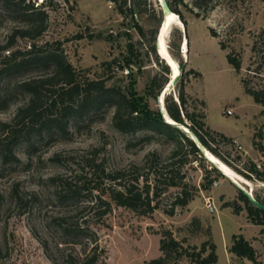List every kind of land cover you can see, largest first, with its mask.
I'll use <instances>...</instances> for the list:
<instances>
[{"label":"rangeland","instance_id":"1","mask_svg":"<svg viewBox=\"0 0 264 264\" xmlns=\"http://www.w3.org/2000/svg\"><path fill=\"white\" fill-rule=\"evenodd\" d=\"M28 1L31 0L24 3ZM135 2V12L131 13V0H48L43 8L47 14L45 29L31 39L14 33L26 26L23 4L0 0V47L10 44L0 51V60L16 49L26 50L31 43L49 50L60 42L67 61L81 74L89 78L111 76L107 84L133 82L134 90L144 96L151 109H156L157 96L166 89V79L171 78V69L155 45L162 12L158 0ZM199 2L200 8L194 0H183L177 6L187 21L188 62L181 52L183 31L177 25L171 26L167 44L184 70L193 68L200 75L180 73L174 87L163 96V104L167 95L175 100L176 85L182 83L188 111L203 115L205 126L237 137L248 151L229 143H211L217 157L248 179L253 195L264 202V150L254 144L264 146V105L245 91V87L264 88V0ZM227 53L240 60L238 71L228 63ZM124 57L132 62L127 64ZM51 70L52 66L38 65L13 71L9 76H2L0 71L1 141L7 136L3 123H12L17 106L29 95L18 87L20 81L46 76ZM228 110L232 113L228 114ZM112 113L113 107L106 106L91 119L77 125L72 121L67 135L34 134L30 145L22 141L13 147L18 158L15 161L6 160L0 150V264H62L50 232L45 229L47 216L61 208L54 201L57 187L52 177L67 175L72 182H80L79 176L89 175L92 162H101L107 169L131 168L144 165L151 152L168 160L173 138L150 131L121 132L113 126ZM184 122L190 124L185 117ZM146 135L150 137L144 139ZM55 155L61 160H54ZM186 157L182 171L186 182L196 188L189 202L176 205L173 214L166 213L164 209L170 207L178 189L160 183V207L150 215L112 204L103 223L92 225L105 249L99 264H146L161 254L159 239L164 228L185 246H200L211 240L218 264H255L229 251L232 235L241 233L255 249L257 260L264 264V216L259 224L250 221L236 185L239 183L221 172L211 171L213 181L208 189H202L209 161L203 154ZM178 159L181 158L173 160L175 165ZM234 207L239 210L236 212ZM45 239L49 241L47 253L41 242Z\"/></svg>","mask_w":264,"mask_h":264},{"label":"trees","instance_id":"2","mask_svg":"<svg viewBox=\"0 0 264 264\" xmlns=\"http://www.w3.org/2000/svg\"><path fill=\"white\" fill-rule=\"evenodd\" d=\"M4 1L18 6L23 4L26 26L14 31L15 34L34 39L44 31L47 14L43 8L48 0H44L40 5H35L32 1L24 3L25 0ZM166 1L170 10L179 16L186 27L187 21L177 7L183 0ZM194 5L202 7L199 0H194ZM135 9L136 2L131 0L128 11L134 13ZM195 15L200 14L195 12ZM139 31L143 34L141 27ZM210 31L212 36H216L212 29ZM56 44L55 48L46 50L47 47L31 43L26 50L16 49L0 60L2 76H9L13 71L14 73L24 71L32 66H52L50 74L27 78L18 84V87L29 95L23 104L17 106L12 123H3L7 136L4 138L5 141L0 140V150L6 160H18L15 153L13 154V147L17 143L25 141L30 145L34 134L40 137L52 133L67 135L70 122L73 121V125H77L85 119H91L106 106L113 107L112 123L121 132L135 134L139 131H150L174 139V147L166 161L161 160L156 152H151L146 155L142 166L107 169L101 162H92L89 175L79 176L80 182H72L71 177L67 175L51 178L57 187L53 194L54 201L61 208L47 216L45 229L50 232V238L59 251L62 264H99L103 262L105 249L100 246L92 225L103 223L104 217L111 211L112 204L141 215H150L160 207L158 202V197L162 193V189L158 187L160 183L165 187L173 186L178 189L170 207L164 209L166 213L173 214L175 206H185L196 189L186 182L182 163L187 161V154L202 157V153L188 132L166 122L158 108L149 107L144 96L134 90L133 82L127 85L107 84L111 76L89 78L67 61L60 42ZM9 45L0 47V51L8 49ZM220 46L223 48L221 43ZM124 59L127 64L132 62L128 57ZM175 59L177 60L176 57ZM226 59L235 71L240 69V60L237 57L227 53ZM178 64L182 68L181 75L185 73L200 75V72L193 68L184 70L181 61H178ZM164 68L169 72L167 65H164ZM165 82L167 83L168 79ZM176 87L178 101L170 95L165 96L164 107L168 116L186 126L206 149L219 156L211 143L226 144L231 142L232 138L209 130L201 120L203 115L188 111L182 83ZM245 91L256 103L264 105V88L245 87ZM184 117L190 120V124L184 122ZM259 136L262 137L261 132ZM149 137L150 135H146L144 139ZM254 144L264 150L262 143ZM175 158H181L178 159V165L173 161ZM53 159L61 160L58 155ZM208 165L210 167L205 169L206 174L201 182L202 189L210 187L213 181L209 175L211 171L219 173L210 163ZM239 193L245 202L248 218L253 224H259L264 211L252 205L241 190ZM20 202L26 205V201ZM234 210L237 212L239 208L234 207ZM160 234L161 254L147 260L146 264H218L215 244L211 240L203 241L200 246H185L166 228L162 229ZM41 242L47 253L49 241L45 239ZM229 251L237 256L246 257L255 264H261L256 258L252 244L241 233L232 235ZM48 257L51 259L49 254ZM183 259H186V262ZM52 262L55 263V260L52 259Z\"/></svg>","mask_w":264,"mask_h":264},{"label":"bare ground","instance_id":"3","mask_svg":"<svg viewBox=\"0 0 264 264\" xmlns=\"http://www.w3.org/2000/svg\"><path fill=\"white\" fill-rule=\"evenodd\" d=\"M172 25H177L181 30L184 28V24L182 23V21L180 20L178 15L176 13L172 12V10H171V11L165 13V22H164V25L160 29V35H159L160 52H161V55L164 56V58H165L164 59L165 63L171 69V77H172V75H175L179 72L177 62H176L175 58L172 56V54L170 53L169 48H168V44H167V36H168V33H169ZM185 38H186V36L184 37V39L181 42V52L183 53V55H186V53L188 52V46H187V42H186ZM167 88H168V86H166V89L163 90V92H162V96H161L162 102H163V96L165 95ZM207 155L211 160H213L214 162H216L220 166L223 174H225V176L227 178H229L231 181H233L235 183H239L241 185L243 184V185H245L244 187H246L248 190H250L251 192L253 191L252 183L248 179L244 178L242 175L237 173L228 164H226L225 162L220 160L217 156H215L210 151H207Z\"/></svg>","mask_w":264,"mask_h":264},{"label":"water","instance_id":"4","mask_svg":"<svg viewBox=\"0 0 264 264\" xmlns=\"http://www.w3.org/2000/svg\"><path fill=\"white\" fill-rule=\"evenodd\" d=\"M159 5H160V8H161V12H162V19H161V22H160V26H159V29H158V32H157V36H156V41H155V45H156V50L158 52V54L160 55V57L162 59H165L164 56L161 55V52H160V46H159V35H160V29L161 27L164 25V22H165V13L166 12H169L171 11L169 6H168V3L166 0H159ZM179 17V16H178ZM183 31V37L186 36V30H185V27L182 29ZM187 38V37H186ZM179 65V64H178ZM182 71V68L179 66V72L175 75H172L171 78H169L168 82L166 83L168 88L167 90H170L174 87V85L176 84L178 78H179V75ZM164 88L161 90V92L159 93V95L157 96V108L158 110L161 112L162 114V117L165 119L166 122L174 125V126H177L178 128H181L182 130L186 131L189 133L191 139H193L195 142H196V145L197 147L199 148V150L201 151V153L204 155V157L209 161V163L211 164V166L215 167L219 172H222L220 166L214 162L213 160H211L208 155H207V151H209L208 149L205 148V146L197 139L196 135L189 131V129H187L184 125L182 124H179L177 123L176 121L172 120L167 112H166V109L164 107V104L162 102V92H163ZM176 101H178L177 97L175 98ZM225 175V174H223ZM239 189L245 194V196L247 197V199L249 200V202L254 205L255 207L261 209L262 211H264V203L261 202L260 200L256 199L253 195V193L248 190L246 187L244 186H240L239 184H236Z\"/></svg>","mask_w":264,"mask_h":264},{"label":"built area","instance_id":"5","mask_svg":"<svg viewBox=\"0 0 264 264\" xmlns=\"http://www.w3.org/2000/svg\"><path fill=\"white\" fill-rule=\"evenodd\" d=\"M35 5H40L44 0H31ZM125 72H128L127 69H125ZM228 114H231V110L227 111ZM229 144L232 147H236L238 149H241V144L236 140V139H232L231 142H229Z\"/></svg>","mask_w":264,"mask_h":264},{"label":"crops","instance_id":"6","mask_svg":"<svg viewBox=\"0 0 264 264\" xmlns=\"http://www.w3.org/2000/svg\"><path fill=\"white\" fill-rule=\"evenodd\" d=\"M187 54H188V52H187L186 55L184 56V57H185V60L187 59L186 62H188ZM206 126H207V125H206ZM207 127H208L210 130H212V131L220 132V133H223L224 135H226L227 137H230V138H232V139H236V140L241 144V142L239 141V139H238L237 137H235V136H231V135L226 134V133H224V132H222V131H219V130L211 129L209 126H207ZM241 149H242L243 151H245L246 153H248V151H246V150L243 148L242 145H241Z\"/></svg>","mask_w":264,"mask_h":264}]
</instances>
